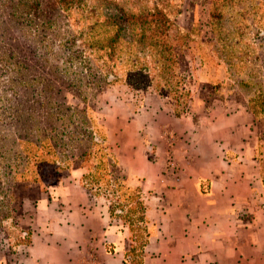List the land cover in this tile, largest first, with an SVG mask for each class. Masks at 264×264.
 Wrapping results in <instances>:
<instances>
[{"label":"rangeland","instance_id":"obj_1","mask_svg":"<svg viewBox=\"0 0 264 264\" xmlns=\"http://www.w3.org/2000/svg\"><path fill=\"white\" fill-rule=\"evenodd\" d=\"M156 11L168 21L163 48L149 39L151 26L139 40L140 27L126 25L113 48L104 42L114 29L90 30L110 14ZM45 16L47 40L35 50L45 54L38 65L56 80L54 115L43 119L31 112L25 98L5 100L14 108L0 113V264L23 257L29 244L23 209L78 171L91 200L121 224L148 231L144 220L135 219L141 209L128 213V204L119 201V194L126 199L135 191L116 167L115 146L132 119L139 126L147 122L143 108L156 98L188 123L217 105L250 111L264 129V0H82L67 11L52 7ZM13 116L18 120L12 125ZM160 123L154 119L153 134L162 131ZM161 133L167 144L183 139Z\"/></svg>","mask_w":264,"mask_h":264},{"label":"crops","instance_id":"obj_2","mask_svg":"<svg viewBox=\"0 0 264 264\" xmlns=\"http://www.w3.org/2000/svg\"><path fill=\"white\" fill-rule=\"evenodd\" d=\"M142 115L115 146L144 207L141 264H264V129L252 113L216 105L188 123L156 98ZM155 118L162 131L153 134ZM161 132L183 139L167 144ZM80 173L23 209L29 244L9 264L126 263L128 228L90 199Z\"/></svg>","mask_w":264,"mask_h":264},{"label":"trees","instance_id":"obj_3","mask_svg":"<svg viewBox=\"0 0 264 264\" xmlns=\"http://www.w3.org/2000/svg\"><path fill=\"white\" fill-rule=\"evenodd\" d=\"M81 1L0 0V113L3 114L5 111L14 108L10 107L8 109L5 100L25 98V100L31 102L29 104L30 108H28L31 112L36 109L41 115L39 116L43 119L53 117L50 100L53 96L52 87L56 80L50 79L51 71H46V65H38V62H43L45 54L36 53L35 49L44 48L42 45L47 40L46 32L49 27L45 22L47 10L54 7L67 11L73 5L81 3ZM126 25H137L140 27L139 40L144 35V27H153L152 32L149 34V39L153 40L154 45L165 47L167 40L165 29L168 27V21L157 11L154 14H139L137 16H124L122 14L119 15V13L110 14L106 16L104 22L99 24L96 22L92 23L90 30L94 29L93 26H109L114 29L112 36L108 37L106 42H104L106 43L105 47L113 48V44L120 38V33ZM12 113L11 115H13ZM15 120L17 121L18 119L13 116L11 123L16 124ZM133 190L135 194H130V198L127 196L130 203L128 201L123 202L127 198L125 199L121 194H119V201L126 205L128 204V213L140 208L141 213L138 211L137 214L139 216L138 218L136 216L135 219H137V222L144 220L143 222L146 223L143 214L144 207L139 199V191L137 188ZM109 214L112 218H115L112 213L109 212ZM125 222L123 221L122 224H126L130 235L133 233V239H130L128 250L125 253V256L131 261L125 264H141L142 250L146 244L148 232L142 226H137L138 224L136 223ZM141 232L142 236L139 237Z\"/></svg>","mask_w":264,"mask_h":264}]
</instances>
